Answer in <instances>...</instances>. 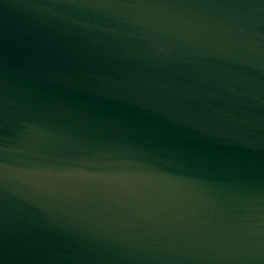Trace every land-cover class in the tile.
Instances as JSON below:
<instances>
[{
    "label": "water",
    "instance_id": "95a60500",
    "mask_svg": "<svg viewBox=\"0 0 264 264\" xmlns=\"http://www.w3.org/2000/svg\"><path fill=\"white\" fill-rule=\"evenodd\" d=\"M0 264H264V0H0Z\"/></svg>",
    "mask_w": 264,
    "mask_h": 264
}]
</instances>
